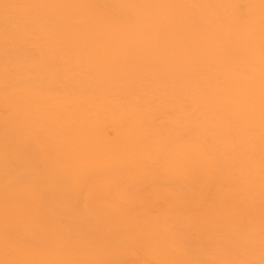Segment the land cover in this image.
<instances>
[{"label":"bare ground","instance_id":"6f19581e","mask_svg":"<svg viewBox=\"0 0 264 264\" xmlns=\"http://www.w3.org/2000/svg\"><path fill=\"white\" fill-rule=\"evenodd\" d=\"M0 264H264V0H0Z\"/></svg>","mask_w":264,"mask_h":264}]
</instances>
